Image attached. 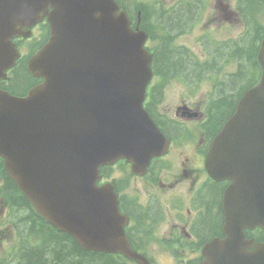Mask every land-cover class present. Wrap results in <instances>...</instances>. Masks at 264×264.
I'll use <instances>...</instances> for the list:
<instances>
[{
  "label": "flooded vegetation",
  "instance_id": "1",
  "mask_svg": "<svg viewBox=\"0 0 264 264\" xmlns=\"http://www.w3.org/2000/svg\"><path fill=\"white\" fill-rule=\"evenodd\" d=\"M20 43L23 41L19 40ZM20 73L16 78L14 86L18 84V78L24 76L27 82L24 86H28L34 82V80L28 75L26 70L25 62L19 64ZM37 81V80H36ZM23 87H12L13 92L22 93ZM220 186L216 185L206 191L204 197L205 200L195 198L193 200V208L196 211V217L184 216L182 218L176 217V235L173 238L169 231H164V239L169 243L174 242L181 245V248L176 251L179 255L175 258L173 264H200L203 261L202 254L200 250L202 246L214 237H223V225H224V214L222 210V196L220 197ZM182 193L174 200V202L165 208L162 202L154 197L151 204L145 208L140 201L131 203V211L134 213L137 224L132 230V240L136 243L137 247L142 249V247L150 246L149 243L152 241V236L155 233L160 232V226H165V222L168 217V211L171 209L178 210L181 203L184 201V197L181 196ZM181 212V209L178 210ZM188 212L192 215V209L189 208ZM185 213V210H184ZM186 227H190L195 233L194 237L186 231L189 239H186L183 235ZM184 229V230H182ZM162 235V236H163Z\"/></svg>",
  "mask_w": 264,
  "mask_h": 264
},
{
  "label": "water",
  "instance_id": "2",
  "mask_svg": "<svg viewBox=\"0 0 264 264\" xmlns=\"http://www.w3.org/2000/svg\"><path fill=\"white\" fill-rule=\"evenodd\" d=\"M59 4H63L65 2H70V3H73V4H78V6L80 8H82L84 10V13L89 17V18H92L93 17V13L94 11L96 10L97 12H100L104 15H106L108 13V11L110 12L111 11V5H114V2L113 0H56ZM63 6H60V8H62ZM111 16V15H109ZM94 19V18H93ZM109 19V18H108ZM96 20H97V16H96ZM111 20V19H109ZM56 40V39H55ZM55 40L43 51V56L46 58L47 55L52 51L53 47H54V43H55ZM261 55H262V58H264V50L261 52ZM130 64L132 65H135V58H132L130 61ZM124 65H127V61L122 63ZM114 113H117L116 111H113L111 108H108V116H112L114 115ZM108 127H111V125H109ZM100 141L102 142H106V141H111V140H115L117 138V134L115 132H111V133H104L102 134L101 136L99 135L98 136ZM264 139V138H263ZM261 140L258 141L257 145L259 146L260 148V142ZM118 145L117 143H115V146ZM263 145V150H264V141L262 143ZM19 148H22L19 144ZM117 148V146H116ZM262 150V151H263ZM89 151H91V154H88L89 156H91V159L90 161L92 163H94L95 165L96 164H99V163H102L104 161H111L112 159H114L116 156L110 158L111 156L115 155L112 151L113 149L111 148H105V147H100V144H99V148H94L93 146H89ZM81 153L82 152H77V160L79 159L80 160V156H81ZM110 158V159H108ZM23 158L21 157H18L17 159L14 160V165H12V167L14 169H16L18 171V173L21 174V176L23 177V179L27 180L28 184H29V191H30V195L33 197L34 201L37 203L39 201L42 202V199L38 197V190H37V187H36V182L34 179H36L39 174L43 171L44 169V174H43V179L49 177V175L51 174H48L47 173V166L44 165L43 166V169H40L38 166H37V161L35 158H33L31 161H29L28 165H27V168L26 170H28V172H26V170L22 169L21 168V161H22ZM27 159H29V157H27ZM68 160V157H67V154L65 152H56L55 155L53 156L52 158V164H53V167H58L57 164H62V162ZM262 163H264V156L261 160ZM263 170H264V166H262ZM261 174H259L260 176ZM262 176H264V174H262ZM252 177L254 178H259L258 176L256 175H252ZM79 202V201H78ZM77 203V202H76ZM84 204V200H82L81 202L77 203V204ZM49 213V212H47ZM69 221H71V223H74L75 220L77 218H75L74 215H69ZM104 230L106 229H109L112 231L113 235H114V238L107 244L109 245H106L105 246V250H108L110 249L111 245L113 243H117L119 241H122L123 240V237H122V230L121 228L118 226L117 222H114L112 226L110 227H104L103 228ZM81 242L85 245V246H91V245H88L84 238L82 237L81 238ZM121 243H118V245H120ZM89 248H94V247H89ZM118 250H122L124 251L128 256H133L135 257L136 254L135 252H133L129 245L127 243H125L124 245L120 246V247H116ZM97 249H101V248H97ZM112 250V249H110Z\"/></svg>",
  "mask_w": 264,
  "mask_h": 264
},
{
  "label": "trees",
  "instance_id": "3",
  "mask_svg": "<svg viewBox=\"0 0 264 264\" xmlns=\"http://www.w3.org/2000/svg\"><path fill=\"white\" fill-rule=\"evenodd\" d=\"M184 12V11H183ZM183 12H181L179 15L175 16L176 21L173 24V20L169 19V22L171 23L172 27L179 28L182 25H185L186 18L183 17ZM161 65L164 66V68L167 69H173L176 67H182L180 65V58H176L174 55V52H169L164 50L161 54ZM183 68H186V66H183ZM192 69L190 65V70ZM189 70V71H190ZM235 76H232L230 80V86L227 89V92H230L229 95L225 96V99H223V103L225 105H222L224 108L229 107L232 103L233 94L237 92V86H233L231 82L235 81ZM18 84L15 86L17 87H23L25 83L27 82V79L24 76H20L18 78ZM55 246H45L43 248L35 249V250H29L26 252V264H116L117 261L113 258H101V257H94L97 254H94L92 252H88L86 250H83L79 247L77 242L73 238H64V239H56ZM94 254V255H93Z\"/></svg>",
  "mask_w": 264,
  "mask_h": 264
},
{
  "label": "rangeland",
  "instance_id": "4",
  "mask_svg": "<svg viewBox=\"0 0 264 264\" xmlns=\"http://www.w3.org/2000/svg\"><path fill=\"white\" fill-rule=\"evenodd\" d=\"M183 17L188 19L191 16V12L189 10H185L183 13ZM176 58H179V56H176ZM36 235V233H34Z\"/></svg>",
  "mask_w": 264,
  "mask_h": 264
}]
</instances>
